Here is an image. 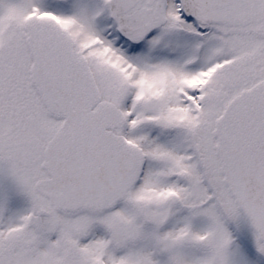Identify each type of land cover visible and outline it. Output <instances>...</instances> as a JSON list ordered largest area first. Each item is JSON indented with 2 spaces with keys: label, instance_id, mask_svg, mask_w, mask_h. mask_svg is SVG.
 I'll return each mask as SVG.
<instances>
[{
  "label": "snow or ice",
  "instance_id": "obj_1",
  "mask_svg": "<svg viewBox=\"0 0 264 264\" xmlns=\"http://www.w3.org/2000/svg\"><path fill=\"white\" fill-rule=\"evenodd\" d=\"M0 264H264V0H0Z\"/></svg>",
  "mask_w": 264,
  "mask_h": 264
}]
</instances>
